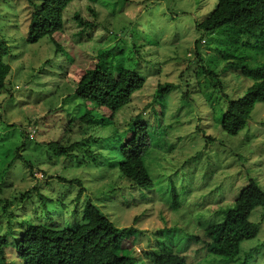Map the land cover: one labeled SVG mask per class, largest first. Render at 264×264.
I'll return each instance as SVG.
<instances>
[{"label":"rangeland","instance_id":"374dc122","mask_svg":"<svg viewBox=\"0 0 264 264\" xmlns=\"http://www.w3.org/2000/svg\"><path fill=\"white\" fill-rule=\"evenodd\" d=\"M216 2L72 0L63 13L62 49L56 52L46 36L27 41L33 9L29 0H0V40L9 49L3 61L10 66L0 90V198L8 200L15 214L5 264H22L14 241L24 218L55 230L71 228L82 221L86 201L96 204L115 226H134L133 255L140 264H154L151 252L164 225L172 226L170 241L183 243L188 233L203 237L200 222L219 220V211L251 178L264 189V101L255 103L238 134L220 128L229 99L252 83L223 65H263L264 39L224 27L213 33L197 28ZM75 14L93 26H78ZM115 43L105 66L115 72L133 69L144 77V85L111 113L94 108L73 90L79 72L100 48ZM72 56L85 63L73 62ZM199 67L212 70V79L205 73L196 78ZM159 82L176 88L151 109ZM84 114L86 121L77 120ZM137 114L150 128L144 158L153 181L148 189L130 186L118 170L123 131ZM72 142L76 145L70 148ZM58 176L78 179L81 185ZM171 182L178 193L176 208ZM250 218L259 223L258 233L241 242L234 260L215 258L203 251L202 241L192 239L180 253L189 264H264V206ZM7 226L5 216L0 217V234ZM171 252L177 253L174 245Z\"/></svg>","mask_w":264,"mask_h":264},{"label":"trees","instance_id":"16d2710c","mask_svg":"<svg viewBox=\"0 0 264 264\" xmlns=\"http://www.w3.org/2000/svg\"><path fill=\"white\" fill-rule=\"evenodd\" d=\"M71 1L29 0L33 9L28 21L27 41L34 43L46 36L53 42L55 51L59 52L62 49L60 36L64 30L63 13ZM74 19L80 27L93 26L92 22L78 14H75ZM196 27L209 33L224 27L223 30L226 32L245 31L254 38L264 39V0H217L214 9L202 21L196 23ZM117 43L110 49L100 48L97 56L79 72L73 90L76 97L91 102L94 108L106 109L111 113L128 104L133 93L144 85V77L133 69L121 67L115 72L105 66L104 59L110 55V52L113 53ZM8 51L7 44L0 40V90L4 87L10 71V66L3 61V56ZM70 60L77 62L73 56ZM200 60L203 61L204 58L200 56ZM226 67H233L252 80L240 96L229 99L220 120L222 131L236 135L246 125L255 103L264 101V64L252 68L246 62H225L223 68ZM196 69V78H199V73H205L207 78L212 79V70H201L200 67ZM156 87L157 92L153 97L154 104L151 109L157 104V99H161L164 94L176 88V84L159 82ZM160 105L162 106V103ZM140 116L137 114L131 119L123 131L125 139L118 147L120 153L118 170L130 186L148 189L153 187V181L145 166L144 158L151 137L148 124L140 121ZM78 119L86 121L88 118L84 114L77 116ZM30 133L28 136L32 137L33 134ZM74 144L76 145V142H72L69 147L72 148ZM59 149L66 153L65 148L59 147ZM58 178L81 185L78 179L59 176ZM171 185L173 208H176L178 193L173 182ZM31 189L22 193L21 197L27 196ZM82 191L83 188H80L76 198L81 196ZM43 203L44 200L41 201V205ZM0 204L2 205L0 217L5 216L8 225L0 234V264H5V247L13 231L11 224L15 214L13 210H9L7 199L0 198ZM259 206H264V189L251 178L242 186L232 202L219 211V216L222 211L219 220L200 222L203 237L188 233L186 241L189 239L202 241L203 251L207 254L222 261H232L240 253L241 242L255 237L258 233L259 223L253 221L250 215ZM47 218L46 216L45 219ZM23 223L24 228L14 241L17 257L22 264H140L132 250L134 239L131 235L136 228L132 225L115 226L91 201H86L84 204L82 221L71 228L55 230L32 218H24ZM171 229L172 226L164 225L158 230L161 236L156 239L157 249L151 252L153 263L189 264L185 254L180 253L186 241L183 243L170 241L168 237L172 234ZM128 240L131 243L127 242ZM171 245L175 246L177 253L171 252Z\"/></svg>","mask_w":264,"mask_h":264},{"label":"built area","instance_id":"2783aa9c","mask_svg":"<svg viewBox=\"0 0 264 264\" xmlns=\"http://www.w3.org/2000/svg\"><path fill=\"white\" fill-rule=\"evenodd\" d=\"M30 135H32V133H30Z\"/></svg>","mask_w":264,"mask_h":264}]
</instances>
